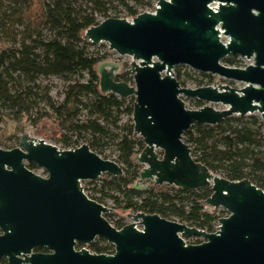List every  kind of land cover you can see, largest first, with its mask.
<instances>
[{
    "label": "water",
    "instance_id": "95a60500",
    "mask_svg": "<svg viewBox=\"0 0 264 264\" xmlns=\"http://www.w3.org/2000/svg\"><path fill=\"white\" fill-rule=\"evenodd\" d=\"M82 39L131 57L132 83L115 79V61L96 66L102 93L134 98L133 135L144 147L134 155L141 168L131 187L210 186L205 204L227 214L213 232L143 212L127 213L130 222L117 229L105 218L113 209L90 198L82 182L121 176V166L87 143L64 149L22 133L17 146L0 147V257L10 264H264V190L248 179L214 173L183 141L194 123L215 125L252 114L264 122V0H157L152 12L107 17L85 29ZM228 56L251 63L230 66L223 63ZM177 66L242 86H181ZM182 97L205 105L189 109ZM189 237L202 241L187 243ZM96 238L113 245V252L85 247ZM76 243L82 247L75 249ZM42 248L49 252L33 251Z\"/></svg>",
    "mask_w": 264,
    "mask_h": 264
},
{
    "label": "trees",
    "instance_id": "16d2710c",
    "mask_svg": "<svg viewBox=\"0 0 264 264\" xmlns=\"http://www.w3.org/2000/svg\"><path fill=\"white\" fill-rule=\"evenodd\" d=\"M156 1L0 0V124L6 125L0 133V147H15L24 123L37 126L52 120L60 130L61 148L87 143L102 158L113 155L123 170L121 176L105 174L89 181L90 198L105 205L110 201L114 212L158 214L213 232L226 211L205 204L212 193L210 186L183 189L150 183L146 189L131 187L141 168L134 155L144 147L143 139L133 135L134 98L100 91L96 66L107 53L91 50L93 45L82 39L84 30L101 20L131 19L153 9ZM242 62L238 56L223 59L230 66ZM182 68H174L181 86L188 81L201 86L206 84L204 78H213L191 69L182 72ZM52 79L62 83L56 95ZM115 79L132 83V74L127 70ZM190 101L196 107L203 104ZM183 141L193 158L214 173L232 181L248 179L264 190V122L259 115L230 116L215 125L194 123L184 132ZM114 212L105 218L119 229L125 218ZM201 241L186 239L194 244ZM87 248L95 253L113 252V245L102 238Z\"/></svg>",
    "mask_w": 264,
    "mask_h": 264
},
{
    "label": "rangeland",
    "instance_id": "374dc122",
    "mask_svg": "<svg viewBox=\"0 0 264 264\" xmlns=\"http://www.w3.org/2000/svg\"><path fill=\"white\" fill-rule=\"evenodd\" d=\"M146 11L152 12L153 9H149V10H146ZM91 50L100 51L101 53L106 52L107 53V57L105 58V60H112V61L117 62L119 64V66H120L119 73H123V72L127 71V69L129 68V63L131 62V57L127 56V55L119 56L116 52L110 51L105 43H100V44L93 45L91 47ZM242 63L248 64V63H251V60L243 59ZM182 67H183L181 69L182 72L189 71L191 69V68H189L187 66H182ZM235 67H242V66H235ZM200 78H202V77H200ZM52 80L56 84V87L52 90V94L56 95L57 91H59V89L61 88V86H62L61 84L62 83L58 79H52ZM204 82L206 84L201 85V86L212 85L213 82L215 84H218V83L219 84H228V85H230L232 87H240V86H242V84H240V83H236V82L230 83L229 81L224 80L222 78H219L217 76H213V78L211 80H208L207 78H204ZM185 86L186 87H190V88L198 87L192 81L186 82ZM182 98H183L186 106L189 109L198 108V107L195 106V104H193L190 101V98H185V97H182ZM203 105H205V102H203V104L201 106H203ZM210 105L213 106L214 108H217V109L223 108V106L220 105V104H210ZM5 127H6V125L4 123L0 124V129H1L0 133L5 129ZM22 133H28L32 137L42 138L44 141L61 148V145H60V143L58 141V138L60 136V130H59L57 124L55 122H53L52 120H48V119L47 120H43L37 126H31L28 123H24L22 125V131L20 133H18V135L22 134ZM17 145H18V141L16 142L15 146H17ZM113 158H114L113 155H110L108 157V159H113ZM35 172H37L38 174L44 175V172H43L42 169L37 168V169H35ZM82 186H83V188L87 189V190L84 189V191L87 194L88 188L91 187V185L89 184V180L83 181L82 182ZM106 206L111 207V202L108 201L106 203ZM218 209H222V208H218ZM113 212L114 211H112L110 213H113ZM114 213H119L120 215L124 216V218H125L124 222L125 223L130 222V219L127 218V216H126V214L129 213V212H121V211L118 210V211H115ZM79 246L82 247L81 245H79ZM85 247L87 248V246H85Z\"/></svg>",
    "mask_w": 264,
    "mask_h": 264
},
{
    "label": "flooded vegetation",
    "instance_id": "af4514ba",
    "mask_svg": "<svg viewBox=\"0 0 264 264\" xmlns=\"http://www.w3.org/2000/svg\"><path fill=\"white\" fill-rule=\"evenodd\" d=\"M24 164H25V167L27 169H29L30 171H32L33 173H35L37 175H40V176H43V177L47 176V172L43 168H41L38 165H36L35 163L28 162V161H24ZM37 168L42 169L43 172H44V175H41V174H38L37 172H35V169H37ZM0 235H2V230L1 229H0ZM79 245L80 244L76 243L75 246H74V248L75 249H79L80 248ZM33 251L34 252H42V253H48L49 252V250L46 249V248L34 249ZM0 264H10V262H9V260H8L7 257L2 256V257H0Z\"/></svg>",
    "mask_w": 264,
    "mask_h": 264
},
{
    "label": "built area",
    "instance_id": "2783aa9c",
    "mask_svg": "<svg viewBox=\"0 0 264 264\" xmlns=\"http://www.w3.org/2000/svg\"><path fill=\"white\" fill-rule=\"evenodd\" d=\"M239 58H241V57H239ZM242 60L243 59H245V58H241ZM246 60V59H245ZM243 65H240V66H242V67H244V66H246L247 64H244V63H242Z\"/></svg>",
    "mask_w": 264,
    "mask_h": 264
}]
</instances>
